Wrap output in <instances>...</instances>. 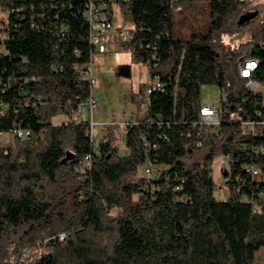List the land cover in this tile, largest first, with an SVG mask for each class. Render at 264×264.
Masks as SVG:
<instances>
[{"label":"trees","instance_id":"trees-1","mask_svg":"<svg viewBox=\"0 0 264 264\" xmlns=\"http://www.w3.org/2000/svg\"><path fill=\"white\" fill-rule=\"evenodd\" d=\"M103 1L134 30L121 43L124 27H114L115 45L160 87L124 129V150L100 135L81 173L92 150L76 112L90 95L88 1L0 0V135L31 133L0 145V264H254L264 249V126L252 136L241 122L263 107L238 64L257 61L251 78L264 80V17L226 50L227 23L245 0ZM204 85L227 92L214 129L193 126ZM220 156L225 200L212 176ZM148 164L157 175L145 176Z\"/></svg>","mask_w":264,"mask_h":264},{"label":"rangeland","instance_id":"rangeland-1","mask_svg":"<svg viewBox=\"0 0 264 264\" xmlns=\"http://www.w3.org/2000/svg\"><path fill=\"white\" fill-rule=\"evenodd\" d=\"M112 9L113 27L121 25L126 29H131L127 17L119 11L118 6L113 3ZM254 10L258 11L257 17L245 26L238 27L236 24L240 14L233 16L228 21L223 34V44L226 50L249 40L256 23L264 17V0H251L240 12L242 14ZM176 17L180 18L181 16L177 15ZM5 19V14L0 12V21ZM115 35L116 33L113 36ZM107 48V54L95 58L96 72L94 78L97 83L92 89V96L97 101V109L94 112L93 120L95 123L104 124L118 123L132 113L142 115L147 105L146 90L152 82L146 67L143 64L134 63L129 52L121 50L111 42L107 43ZM218 97L219 89L216 86L204 85L200 88L202 105L210 101H217ZM83 118L86 119L87 115H84ZM111 134L114 136V144L120 150H124L120 141V132ZM12 142L13 138L9 135L3 134L0 136V145H11ZM201 155L203 156V153ZM201 155L200 153H194L193 156L194 158H201ZM223 165L224 160L221 156L215 158L212 164L213 180L218 186L215 197L218 200H225L227 197L225 187H221L223 184L222 170L225 168ZM119 212H121L120 209H115L112 214ZM23 255L27 260H30L33 253L25 250ZM254 264H264V249L257 253Z\"/></svg>","mask_w":264,"mask_h":264},{"label":"built area","instance_id":"built-area-1","mask_svg":"<svg viewBox=\"0 0 264 264\" xmlns=\"http://www.w3.org/2000/svg\"><path fill=\"white\" fill-rule=\"evenodd\" d=\"M88 4L84 12V17L89 26V44L91 48V57L89 62L85 65L84 76L88 81L90 87V95L87 100L78 105L77 114L87 115L88 120V136L91 142V153L87 154L83 161L81 162L80 171L84 173L86 169H90L92 165L93 156H99V151L97 149L98 138L100 135L107 133H117L120 132V141L123 145L124 142V130L129 124H137L135 120H132L130 116L125 119L120 120L118 123L111 122L110 124L95 123L93 120L94 112L97 109V101L92 96V89L95 87L97 81L94 78L96 72L95 58L100 55H105L108 53L107 41L114 35L115 28L113 27V21L109 13L106 10V4L103 0L95 2L94 0H87ZM246 2H251V0H245ZM174 11L178 12L180 10L179 6H173ZM133 29L123 28L119 33V40L121 43L128 42L132 39ZM258 62L255 61V65H246V60L240 61L238 64V71L241 78L246 79V87L248 90L255 94L261 95L262 107L263 109L257 110V117L252 119H247L241 122V126L245 134L257 135L260 127L264 126V80L259 81L251 78L252 72L257 68ZM160 84L157 79L153 80L150 86L146 90V98L152 91L158 89ZM227 99V92L225 89H219V97L217 101H210L205 105H200L198 110V121L193 126H204L207 129H214L218 126L223 118L224 112L221 110V103ZM10 137L17 139H27L31 133L27 129L20 127L12 128L9 132ZM1 136V135H0ZM143 139V138H142ZM201 143H198L200 146ZM224 160V167L228 166V159L222 157ZM247 172L251 176H259L261 171L255 167L253 164L247 167ZM144 174L147 177L157 175L158 172L154 171L152 166L148 164L144 168ZM160 176V174H159ZM225 181V178L223 179Z\"/></svg>","mask_w":264,"mask_h":264},{"label":"water","instance_id":"water-1","mask_svg":"<svg viewBox=\"0 0 264 264\" xmlns=\"http://www.w3.org/2000/svg\"><path fill=\"white\" fill-rule=\"evenodd\" d=\"M258 15V11L254 10V11H246L242 14H240L237 18L236 24L238 26H245L247 25L249 22H251L252 20H254ZM72 158V155L70 153H68L66 155V157L62 160L61 163L67 161L68 159Z\"/></svg>","mask_w":264,"mask_h":264},{"label":"crops","instance_id":"crops-1","mask_svg":"<svg viewBox=\"0 0 264 264\" xmlns=\"http://www.w3.org/2000/svg\"><path fill=\"white\" fill-rule=\"evenodd\" d=\"M114 38L112 37V38H109L108 39V41H107V43H109V42H111V43H114ZM115 44V43H114ZM118 47V46H117ZM141 116V114H134V113H132L131 115H130V117H131V119L132 120H138V118Z\"/></svg>","mask_w":264,"mask_h":264},{"label":"bare ground","instance_id":"bare-ground-1","mask_svg":"<svg viewBox=\"0 0 264 264\" xmlns=\"http://www.w3.org/2000/svg\"><path fill=\"white\" fill-rule=\"evenodd\" d=\"M246 65H255V61L254 60H246ZM146 100H148L146 98Z\"/></svg>","mask_w":264,"mask_h":264}]
</instances>
